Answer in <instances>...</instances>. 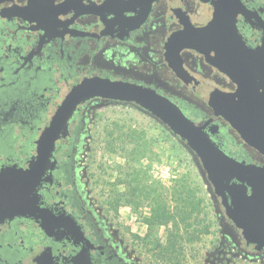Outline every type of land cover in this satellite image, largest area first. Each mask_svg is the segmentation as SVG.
Returning a JSON list of instances; mask_svg holds the SVG:
<instances>
[{"label":"flooded vegetation","instance_id":"obj_1","mask_svg":"<svg viewBox=\"0 0 264 264\" xmlns=\"http://www.w3.org/2000/svg\"><path fill=\"white\" fill-rule=\"evenodd\" d=\"M0 1V173L7 171L8 177L23 180L16 191L23 212L4 216L6 209L0 204V264H140L99 202L88 162L94 136L86 123L95 122L99 107L120 103L93 98L80 105L69 119L67 135L55 141L39 183L32 189L31 176L24 175L36 159L43 127L60 104L61 89L84 78L100 76L145 85L177 104L226 155L264 166L263 154L242 139L217 101L209 104L212 92H217V100L238 88L228 74L193 49L180 52L186 81L176 77L165 60L164 43L183 27L180 20L188 16L194 26L205 25L212 18L210 4L153 0L143 22L136 25L146 0L65 4L66 0H31L37 4L32 6L29 0ZM239 2L237 32L247 47L260 48L263 68L255 83L264 90V0ZM24 8L29 13L59 14L40 28L20 15ZM92 10H99L103 19ZM105 54L123 55L124 63L95 64L94 59ZM147 63L153 72L161 71L167 86L149 78ZM202 177L237 243H243L254 257L264 254V248L257 251L246 245Z\"/></svg>","mask_w":264,"mask_h":264},{"label":"water","instance_id":"obj_2","mask_svg":"<svg viewBox=\"0 0 264 264\" xmlns=\"http://www.w3.org/2000/svg\"><path fill=\"white\" fill-rule=\"evenodd\" d=\"M152 1L146 0L145 10L136 25L143 22ZM200 1L212 6V18L203 26H194L188 16L180 20L183 27L170 33L164 43L165 60L176 77L183 81L188 76L180 58L184 49L203 54L219 70L227 73L238 88L217 100H214L217 92H212L209 104L217 101L222 115L242 139L264 156V90H258L255 83L258 71L263 68L260 48L247 47L238 35L236 21L242 12L239 0ZM28 5L37 4L29 0ZM89 12L97 13L103 19L99 10ZM58 14L29 13L27 8L20 13L25 20L40 28ZM93 98L132 104L164 125L198 159L201 175L206 177L213 193L220 198L226 217L233 222L246 245L257 251L264 248V166L259 168L238 162L226 155L203 127L186 116L177 104L142 84L92 76L63 87L59 94L60 104L36 142V159L24 174L31 176L32 189L49 163L55 141L60 135H67L68 122L74 111ZM22 181L8 177L7 171L0 173V204L6 209L4 216L23 212L22 203L17 202L20 196L16 193Z\"/></svg>","mask_w":264,"mask_h":264},{"label":"rangeland","instance_id":"obj_3","mask_svg":"<svg viewBox=\"0 0 264 264\" xmlns=\"http://www.w3.org/2000/svg\"><path fill=\"white\" fill-rule=\"evenodd\" d=\"M94 62L124 63L120 54ZM147 67L150 79L167 86L161 71ZM85 128L94 136V192L140 264H264V254L254 257L237 243L197 158L157 119L132 104L104 105ZM157 200L170 219L153 218Z\"/></svg>","mask_w":264,"mask_h":264},{"label":"trees","instance_id":"obj_4","mask_svg":"<svg viewBox=\"0 0 264 264\" xmlns=\"http://www.w3.org/2000/svg\"><path fill=\"white\" fill-rule=\"evenodd\" d=\"M180 201L182 204H185L187 200L181 198ZM156 203L158 206L156 207V209H154V214H153L154 217L153 218H155L157 220H162V219L168 220V219H170L171 216L169 215V210L166 209V204L165 203L161 204L160 201H158V200L156 201ZM189 204L191 205L193 203L189 202Z\"/></svg>","mask_w":264,"mask_h":264}]
</instances>
